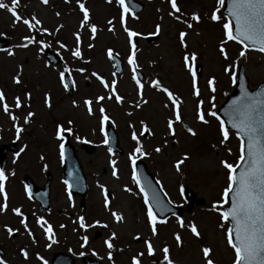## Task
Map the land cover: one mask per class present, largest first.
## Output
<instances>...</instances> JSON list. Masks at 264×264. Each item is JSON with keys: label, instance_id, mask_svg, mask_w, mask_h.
Here are the masks:
<instances>
[{"label": "rangeland", "instance_id": "obj_1", "mask_svg": "<svg viewBox=\"0 0 264 264\" xmlns=\"http://www.w3.org/2000/svg\"><path fill=\"white\" fill-rule=\"evenodd\" d=\"M138 1L144 4V10L139 16L125 13L122 27L121 8L116 0H79L89 12L88 25L80 28L83 14L79 11L78 0H68L67 3L65 0H48L47 4H41L40 0H19L18 14L26 19L35 16L50 34H42L39 28L29 32L23 23L13 24L10 13L0 9V39L8 41V46L0 51V92L6 97L10 114L16 117L15 126L21 129L17 134L14 121L0 109V145L15 141L19 153L15 156L7 153L6 174L13 173L12 177L6 175L5 180V194L10 201H0L6 204V210L0 213V248L4 253L0 259L5 264H49L52 255L59 252L72 256L77 264H81L82 256L98 259L102 264H131L137 253H143L139 258L140 264H161L163 253L160 249L165 246L173 264H205L204 247L210 248L214 264H233L234 253L225 238L228 224L225 222L221 227L219 215L225 205L220 200L221 193L227 187V171L221 167L220 161L237 164L240 140L229 132V139L221 145L216 110L224 102L226 93L233 88L239 66L243 67L250 86L264 82V54L246 47L245 56L241 57L242 46L229 41L224 44L228 59L221 56L219 48L224 39L222 24L228 20L222 17V5H218L217 0H176L180 12L174 16L168 15L172 11L168 0ZM3 2L11 6V0ZM216 9H219L217 15L220 19L213 22L210 15ZM192 14L199 16V22L191 20ZM109 20L111 25L107 23ZM188 24L192 27L188 28ZM91 25L96 27L94 38H90L92 34L88 31ZM157 25L160 28L158 33ZM109 27L113 30L109 31ZM125 27L138 34L132 38L135 49L128 43ZM77 31L81 37L80 59L71 55L76 48L74 33ZM180 32L186 33V47L180 45ZM25 36L43 41L47 47L41 50L39 43L26 48L17 47L26 43L23 40ZM147 37L156 39L149 44ZM60 44L65 48H61ZM46 48L57 54L64 68H68L73 84L71 94H66L60 82L62 67L52 66L44 58ZM109 49L123 64L119 75L114 73L108 59ZM9 50L13 55L7 54ZM133 51L136 70L142 75L140 96L127 62ZM185 54L189 57L195 54L196 59L190 64L193 70L200 68L196 74L198 96L192 94V76L184 65ZM226 67L230 69L228 74L224 72ZM92 73L99 75L109 88L115 79L116 92L122 97V103L117 104L113 97L97 104L96 97H108L111 93ZM13 77L20 83H13ZM154 79L180 102V122H175L172 104L164 93L150 87ZM209 79H214L215 91L209 90ZM46 94L49 98L47 107L44 103ZM16 97L21 100L20 108L15 107ZM86 99L92 101V115L88 114L84 105ZM141 99L144 102L137 108L136 104ZM201 101L206 124L197 121L195 115L196 105ZM101 106L109 117L103 132L100 126ZM29 112L33 115L25 124L24 118ZM209 112H214L215 116L209 115ZM169 119L174 121V135L168 133ZM58 125L62 129H71L70 141L86 177L84 211L79 208L82 200L69 196L62 181L59 156L63 141L56 139ZM106 125H111L118 134L120 154H110L105 147ZM142 127H146L151 135H141ZM189 128L195 135L189 134ZM134 132L146 154L136 158V162L144 163L170 202L185 208L182 186L190 188L198 201L196 208L180 218L184 227L177 223V218L168 217L163 220L164 223H157V235H152L147 208L132 180L133 165L129 156L136 146L131 139ZM83 144L94 147V151L89 153L88 149L82 148ZM157 147L161 149L159 153L154 151ZM113 160L116 162L114 165L110 164ZM180 160L183 163L177 171L175 165ZM113 167L117 170V177L112 175ZM46 171L52 177L50 208L39 213L24 194V187L22 190L19 187L24 175H29L38 186H42ZM14 187L18 189L17 199ZM125 188L129 191H124ZM105 196L109 202L107 210L104 207ZM200 201L203 203L200 204ZM213 204L218 205L215 211ZM16 208L21 210V216L13 213ZM112 212L120 215L122 220L116 221ZM81 216L86 224L94 226L81 230L78 223ZM22 218L24 225L20 223ZM38 218L45 222L43 227L37 224ZM189 224L195 225L199 238L189 231ZM48 225L55 242L45 238L43 229ZM6 227L14 230L12 236L5 231ZM28 232L32 235L29 236ZM113 233L115 238L110 240L113 247L108 249L104 241ZM176 235L181 238L180 246L174 238ZM81 237H87L84 247H81L84 244ZM145 240L150 241L155 249L152 257L147 255ZM21 250L27 253V259L21 255ZM93 252L96 255H92ZM38 256L40 259H37Z\"/></svg>", "mask_w": 264, "mask_h": 264}, {"label": "snow or ice", "instance_id": "obj_2", "mask_svg": "<svg viewBox=\"0 0 264 264\" xmlns=\"http://www.w3.org/2000/svg\"><path fill=\"white\" fill-rule=\"evenodd\" d=\"M65 2L67 3L68 0H65ZM116 2L120 5L121 8L120 23L123 27L125 24V13L128 12V9L125 7V0H116ZM40 3L47 4L48 0H40ZM168 3L170 4L172 9V11L168 13L169 16H174V14L180 12L176 0H168ZM223 3L224 0H217L218 5H222ZM18 7L19 0H11V6L4 3L3 0H0V9L6 10L8 13H10L11 17L13 18V24L20 22L26 26L29 32H33L35 29L39 28L42 34H50L48 33L47 29L41 26V21H39L35 16L31 17V19L22 18L17 12ZM78 8L79 11L83 14V19L80 22V28H84L89 23V12L83 3H79V0ZM218 11L219 9H216L211 13V21L217 22L220 19V17L217 15ZM175 18L179 20V16H176ZM191 20L199 22V16L197 14H192ZM228 20L235 22V30L233 31L230 22H224L222 24L224 30V39L221 41L219 52L225 60L228 59V56L224 44L229 41H234L235 43L240 44L242 46V50L239 53V56L241 57L245 56L244 49L246 48V45L256 46L253 50L259 51L260 53L264 54V0H230L228 6ZM107 23L111 25L112 21L109 20ZM187 27L191 28L192 24H188ZM112 30L113 29L109 27V31ZM159 30V25H157L156 32L158 33ZM88 31L92 34L90 38H94L96 34V27L94 25H91L88 27ZM124 31L127 34L128 43L130 47L132 49H135V45L132 43V38L138 34L134 31L127 29L126 27L124 28ZM74 35L76 39V48L72 51L71 55L76 59H80L81 37L79 31L74 33ZM185 35V32L179 33L181 47H186ZM23 40H25L26 43H21L17 45V47L26 48L28 47V45L33 43H39L41 50H43L44 47H47V45L43 41H36L35 38L31 36H25L23 37ZM59 46L61 48H65V45L63 44H60ZM89 47L91 48L92 45L90 44ZM7 54L11 56L13 55V52L9 50ZM107 56L109 60L113 58V53L110 49L107 52ZM195 59V54H193L191 57L185 54L184 65L192 76V94L193 96H198L199 89L197 87L196 73L193 70L192 65L190 64V61H195ZM127 62L132 71V80L136 85L137 95L140 96L143 85L141 84L136 75V62L134 51L128 56ZM68 71V68L65 67L64 71L59 74L60 82L65 88H67V84L65 83V73H67ZM78 71L82 72L83 69H78ZM224 72L228 74L230 72V69L226 67L224 69ZM92 75L100 82L101 85L105 87L106 90H109L111 93L108 97H96L97 104H99L105 98L112 99L113 97L115 98V102L117 104L122 103V97L119 96L116 92L115 79H113L111 88H109V85L106 84L105 81L99 75H97L96 73H92ZM69 79H71V77H69ZM13 83L19 84L20 81L16 77H13ZM207 83L209 90L215 91L214 79H209ZM150 87H153L154 89L164 93V95L172 104L175 122H180L181 117L178 111L180 102L173 95V93L167 88L162 87L159 81L155 79L151 81ZM261 91L264 92V89H262ZM241 94V97L238 98L237 101H233V112L237 118L234 119L232 123V127L236 128L238 133L240 134L238 136V139L240 140V154L238 157V162L236 165H233L225 160L220 161L221 167L227 171V187L223 189L220 200L223 204H227L228 198L231 197V206L228 207L227 211H220L219 215L221 218V227L224 226L225 222H231V227L227 228V231L225 232V238L228 247L231 248L234 253L233 264H264V115H259V107L261 104H264V101H257L254 97L249 96V94L244 90L243 81H241ZM25 98H28L27 94ZM143 102L144 101L141 99V101L136 104V107L139 108L140 104ZM44 103L46 107L49 106V98L47 94L45 95ZM202 103V101L197 103L195 115L197 121L202 124H206L207 120L205 119L201 111ZM14 104L16 108L21 107V100L19 97L14 98ZM91 104L92 101L87 99L84 100V105L87 108L89 115L93 114ZM165 107H167V105H165ZM0 109H2L5 114H8L9 118L14 121L13 127H15L16 133L19 134L21 132V129L15 126L16 117L10 114L9 105L7 104L6 97L2 92H0ZM99 112L101 132H103L104 124L106 121L109 120V117L105 114V109L102 106L100 107ZM32 115L33 113L31 112L27 114V116L24 118L25 124L29 122V117H31ZM209 115L215 116V113L209 112ZM216 119L219 120V117H216ZM173 125L174 121L172 119H169L167 121V129L169 135L175 134ZM64 131H67L69 134H71L70 128L62 129L59 125L57 126V140L63 141L62 132ZM187 131L190 135H195L192 129L189 128L187 129ZM219 132L222 138L220 143L221 145H224L225 142L229 139V133L225 129L224 121L222 120L220 121ZM145 133L151 135V133L148 132V129L146 127H142V131L140 134L144 135ZM244 137L247 138L246 145L244 142ZM131 139L135 142L136 146L134 147L132 154L129 156V161L132 165H135L136 158L144 156L146 154L143 152L135 132L132 133ZM104 143L107 144V140H105ZM21 151H23V149H21ZM154 151L159 153L161 149L157 147L154 149ZM109 152L111 154L110 149ZM17 155H19V153H17ZM60 156L61 160H63V143L60 144ZM184 159H187V157H184ZM241 162H245L244 167L243 170L240 171L237 175L236 170ZM115 163L116 162L114 160L110 161V164L112 165H114ZM181 163H183V160L177 161L175 165L177 171H179V165ZM112 175L113 177H117V170L115 167H113ZM5 180V173L0 170V197H3L4 200L7 199L5 194ZM132 180L137 184L138 187L140 186V181L137 179L135 168H133ZM124 191H129V189L125 188ZM101 192H104L103 187H101ZM147 204L148 201L147 199H145L146 207ZM104 207L106 210L109 208L107 196H105L104 198ZM212 208L215 211L218 209V205L213 204ZM5 210L6 204L0 203V213H3ZM13 213L16 216H21V210L19 208L13 209ZM146 214L148 226L151 230V233L153 236H156L157 223H164V221H157L156 217L153 214V210L150 207L147 208ZM111 215L116 221L122 220V217L115 212H112ZM20 223L21 225H24L25 222L23 218L20 220ZM44 223L45 222L42 221V219H37L38 225H41L43 227ZM78 223L79 228L81 230H86L88 227L94 226L86 224L85 219L82 216L78 218ZM96 223L98 224V222ZM177 223L181 227H184V223L179 217H177ZM101 226L107 227V225ZM61 227H63V225H61ZM188 229L194 237L199 238V232L194 224H189ZM43 230L45 238L53 239V233L50 225L44 227ZM5 231L8 233L9 236H12L14 232L13 229L7 227L5 228ZM25 231H28L27 228H25ZM28 235L31 236L32 233L28 232ZM114 238L115 234L113 233L112 236L109 237V239L104 241V244L108 249H112L113 245L110 243V240ZM174 238L176 240L177 246H180V236L176 235ZM81 239L84 241V244H82L81 247H84V245L87 243V237H81ZM133 239H139V237H133ZM53 242H55L54 239ZM144 245L147 250V255L149 257L154 256L155 249L152 243L148 240H145ZM160 251L163 253V260L161 264H173V261L170 259L169 256L168 247L165 246L160 249ZM202 252L205 258V264H214V262L210 258V248L204 247L202 248ZM21 255L25 259H27V253H25L23 250H21ZM81 255H83V253H81ZM92 255H96V253L93 252ZM141 255H143V253H137L136 256L132 258L131 264H140L139 258ZM108 258L109 260L112 259L111 252H109ZM37 259H40V257L38 256ZM0 264H5V261L0 259Z\"/></svg>", "mask_w": 264, "mask_h": 264}, {"label": "water", "instance_id": "obj_3", "mask_svg": "<svg viewBox=\"0 0 264 264\" xmlns=\"http://www.w3.org/2000/svg\"><path fill=\"white\" fill-rule=\"evenodd\" d=\"M230 0H225L224 2V8L223 13L228 17V6H229ZM127 6L130 9V11L137 15L143 10V5L141 3H138L134 0H126ZM233 31L235 30V22L230 21ZM154 41V40H153ZM7 40H0V49L6 47ZM249 47H256L253 45H247ZM45 56L49 60L50 63L53 65L58 63V58L51 54L48 51H45ZM112 62L115 65L116 73L120 72V63L116 61V58L113 56L111 59ZM241 81H243V87L244 90L249 94V96L254 97L257 101H264V92L261 90L264 89V82H261L257 85L256 88L251 89L248 84V79L246 78L244 74L243 67L241 66L239 68L237 77H236V84L235 88L231 93L227 94V98L223 105L218 110V116L224 121L227 130L234 131L237 135H240L236 128L232 127V123L234 119L237 117L235 116L233 112V101H237L238 98L241 97ZM65 83L67 84V89L70 91V80L68 76L65 74ZM259 115H264V104H261L259 107ZM109 136H110V142L108 143V147L113 152H119L120 150L117 147V135H115L111 130H109ZM245 145L247 144V138L244 137ZM12 149L13 152H15L14 145L8 146V147H2L0 149V166L3 167L5 163V151L7 149ZM87 148V147H85ZM90 152H93L94 149H89ZM245 162H241L239 166L237 167L236 174L238 175L240 171L243 170ZM64 179L70 186V192L72 194H81L83 196L84 190H85V183H84V177L82 175L81 167L77 161V158L75 156L74 149L69 144L68 140L66 139V143L64 145ZM137 179L140 181V186L144 192V195L146 196L149 205L152 207L154 212L160 217L164 218L165 216L173 215L177 217H181L183 210L174 207L170 205L166 199L162 196V193L158 189L156 183L153 181L151 175L146 171L144 165L142 163L137 164ZM33 186V185H32ZM29 186L30 192L33 196H36L40 192L42 194L38 196V200L41 203V207L39 210L46 209L47 202H48V182L46 186L43 189H39L38 187H32ZM183 194L185 196V199L187 201V211L190 212L195 206L196 201L194 200V197L191 193V191L187 188H183ZM231 206V197L228 198V204L223 209V211H227L228 207ZM231 225V222H230ZM83 264H100L96 260H90L86 257L82 258ZM51 264H74L73 259L66 254L63 253H56L53 255V258L51 260Z\"/></svg>", "mask_w": 264, "mask_h": 264}]
</instances>
